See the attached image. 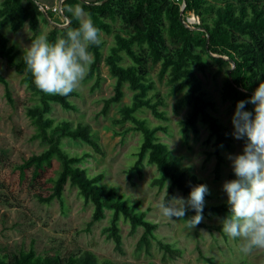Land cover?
<instances>
[{"label": "trees", "instance_id": "obj_1", "mask_svg": "<svg viewBox=\"0 0 264 264\" xmlns=\"http://www.w3.org/2000/svg\"><path fill=\"white\" fill-rule=\"evenodd\" d=\"M50 2L0 0V27L9 26L18 32L28 24L34 40L41 32L42 21L51 23L50 17L60 22L56 10L48 5ZM74 4H81L101 32L114 38L106 55V40L101 32L102 43L90 47L94 62L87 78L97 75L93 88L101 83L103 59L115 77L114 93L104 98L100 113L107 115L114 104L123 101L126 85L133 90L132 101L124 103L120 108L121 115L114 118V122L121 125L132 123L123 126L125 132L134 129L142 133L136 159L127 170L129 177L132 179L134 173L142 174L146 163L155 165L159 174L152 183L163 188L165 181L169 182L166 199L174 197L177 190L189 195L193 186L205 184L190 166L182 164V157L173 153L158 133L161 130L170 131L164 123L168 119L167 113L161 109L166 101L156 90L150 70L151 65L159 64V79H166L169 92L176 97L174 112L187 109L185 117L180 119L184 138L199 136L202 124L209 128L210 138L213 137L217 145L215 174L219 178L225 162L220 146L230 148L234 139L230 126L215 113L216 100L205 88L199 72H206L215 64H218L219 72L225 68L221 98L235 107L237 101L252 96L259 83L264 81V0H63L61 13L66 17L67 24L52 26L47 35L50 42L66 35L69 28L79 26L73 12L68 11L69 6ZM191 13L199 17V23L188 21ZM18 54L10 37L0 32V60L22 74V82L39 97L38 102L27 107V115L36 126L33 137L46 145L42 151L31 154L16 165L20 178L28 181L34 188V196L44 203L58 199L63 204L66 184L69 182L77 186L84 199L94 204L93 220L103 219L106 211L111 210V223L106 229L119 249H122L123 242L122 217L131 222L132 232L143 227L141 243L144 241L150 245L158 224L146 217V211L139 209L140 202L130 203L119 188L104 183L103 173H89L82 163L91 152H73L65 146L66 138L81 139L96 152H105L89 124L79 122L74 125L67 117L56 119L51 115L55 103L66 109L76 108L73 97L80 95L79 90L68 96L42 92L36 87L23 56L18 59ZM126 58L130 61L124 62ZM0 83L5 84L7 97L13 101L10 81L1 71ZM152 90H156L153 95L150 94ZM145 106L162 122L152 124L148 118L140 116L138 111ZM253 108L252 104L246 105V110L252 111ZM55 161L60 163V167L52 172ZM3 188L4 183L0 181V189ZM206 197L203 216L216 213L223 219L230 214V206L226 202L208 203ZM199 224L207 226L203 219ZM163 247L173 256L181 253L169 243H163ZM0 264L116 263L110 258L100 259L88 249L65 253L61 249H53L40 253L32 245L28 249L12 252L0 250Z\"/></svg>", "mask_w": 264, "mask_h": 264}, {"label": "rangeland", "instance_id": "obj_2", "mask_svg": "<svg viewBox=\"0 0 264 264\" xmlns=\"http://www.w3.org/2000/svg\"><path fill=\"white\" fill-rule=\"evenodd\" d=\"M63 0H51L48 5L56 10V16L60 22L54 19L51 23L41 22L39 35H48L53 25L62 27L67 24L66 17L61 13ZM81 4L72 5L73 8ZM84 10V9H83ZM84 12L88 14L85 10ZM190 23H199V17L191 13L188 16ZM10 37L19 52L18 59L27 51L32 42V31L27 24L20 31L15 32L9 26L0 27ZM106 40L104 54L106 55L109 45L114 42L113 35L101 32ZM126 58L124 62H129ZM151 76L156 82V90L165 99L166 104L161 105L168 116L164 123L170 128L169 133L159 131L162 140L166 141L172 152L182 157V164L190 166L192 171L198 174L207 185L210 194L207 202L227 203V194L222 185L226 180L236 179L232 169L229 155L242 154L245 140H237L233 136V145L230 148L220 146V151L225 156L222 164L221 175L215 174L217 162V145L214 138H210V130L207 125H201L199 136L192 135L184 138L180 119L185 117L187 109L175 113L173 103L176 99L169 92L166 79L158 77L159 64L151 65ZM0 71L10 81L13 101L6 94V86L0 83V181L4 188L0 189V250L2 252L18 251L21 248H30L32 245L40 253L53 249L67 251L92 250L100 259H112L116 264H133L151 262L152 264H264V249H254L249 254L241 251L243 241L241 238L228 237L221 228L222 218L216 213L203 216L207 226L196 225L189 228L185 220L194 216L189 209L185 217H165L158 205L163 199L164 188L154 185L152 180L159 174L153 164L146 163L143 173H134L129 177L127 170L136 159V151L142 141V133L139 130L125 132L124 127L132 125L127 122L124 125L114 122V118L121 115L120 108L124 103H130L133 98V90L126 85L125 96L122 102L114 104L107 115L100 111L104 104V98L114 93L115 77L112 75L105 59L101 65V83L93 88L97 75L85 78L80 95L74 96L76 108L66 109L59 103L54 104L51 115L56 119L67 117L76 125L79 122L91 126L96 138L102 144L105 152H96L85 141L73 138L64 140L65 146L73 152H91L82 165L88 168L90 174L103 173V182L114 185L124 194L130 203L140 202L139 209L147 212V218L156 222L158 227L151 236L150 245L141 243L144 232L139 227L135 232L131 230V222L121 218V234L123 236L122 249L116 246L114 239L109 236L106 229L111 223V210L106 211L103 219L93 220L94 204L87 202L80 194L77 186L67 183L65 187V202L62 204L56 199L51 203L40 202L34 196V188L28 181L20 178L17 164L35 152L45 148V144L38 138H34L36 126L27 115V107L39 101L27 84L22 82V74L10 69L6 62L0 60ZM205 88L216 100L217 111L215 113L228 124L234 131L232 116L235 106L230 101L221 98V87L225 77V68L218 71V64L211 66L206 72H199ZM152 90L150 94H154ZM142 117L148 118L152 123L162 120L154 116L151 109L144 107L138 111ZM211 152L212 154H209ZM60 167L55 161L52 172ZM44 193L47 194L45 191ZM188 195L177 190L174 197ZM228 204V203H227ZM230 206V205H229ZM230 212V211H229ZM163 243H169L174 249L181 251L173 256L163 247Z\"/></svg>", "mask_w": 264, "mask_h": 264}, {"label": "clouds", "instance_id": "obj_3", "mask_svg": "<svg viewBox=\"0 0 264 264\" xmlns=\"http://www.w3.org/2000/svg\"><path fill=\"white\" fill-rule=\"evenodd\" d=\"M68 11L79 21L78 27L69 28L54 42L41 34L24 51L23 60L36 87L46 94L68 96L79 90L94 62L90 47L102 43L101 30L83 8L69 6ZM247 104L254 106L252 111L246 110ZM232 124V135L245 140V144L242 154L228 157L236 179L222 185L230 214L223 218L221 230L232 239L241 238V251L249 254L254 249H264V81L247 100L237 101ZM168 187L165 181L158 205L162 214L172 220L185 217L192 209L196 214L185 222L194 228L203 219L205 196L210 194L207 185L193 186L187 198L166 199Z\"/></svg>", "mask_w": 264, "mask_h": 264}, {"label": "water", "instance_id": "obj_4", "mask_svg": "<svg viewBox=\"0 0 264 264\" xmlns=\"http://www.w3.org/2000/svg\"><path fill=\"white\" fill-rule=\"evenodd\" d=\"M83 1H86V0H83ZM60 6H61V8H62V2H61V4H60ZM184 6H185V4H184ZM184 6H183V8H184ZM45 13L47 14V11L45 10Z\"/></svg>", "mask_w": 264, "mask_h": 264}]
</instances>
